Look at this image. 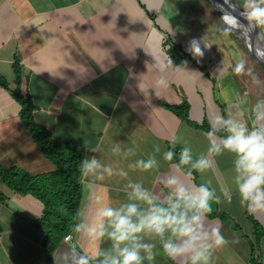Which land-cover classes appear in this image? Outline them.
Returning <instances> with one entry per match:
<instances>
[{
	"label": "crops",
	"instance_id": "obj_1",
	"mask_svg": "<svg viewBox=\"0 0 264 264\" xmlns=\"http://www.w3.org/2000/svg\"><path fill=\"white\" fill-rule=\"evenodd\" d=\"M194 13L183 0H0V75L8 84V89L0 86V165L31 174L54 169L20 119L21 105L10 92L17 86L31 98L34 120L54 140L73 143L85 149L86 157L128 172L104 181L81 176L77 222L95 207L122 202L129 180L157 194L166 192L162 181L178 159H163L171 138H179L177 154L183 144L194 155L207 154L208 129L203 125L210 128L215 114L226 115L237 97L247 100L245 119L251 126V109L264 99L261 93L251 97L230 84L231 97L225 95L226 83L216 85L219 98H214L213 79L224 72L210 65L212 49L202 48L200 58L186 51L198 27ZM169 56L174 65L167 64ZM184 104L189 121L167 107ZM88 144L97 152L88 151ZM114 145L121 153L111 151ZM128 148L134 154L125 156ZM149 155H155L157 168L129 167ZM209 159L211 169L187 179L210 181L221 196L211 202L206 223L220 225L229 243L214 249L213 264H264V210L249 211L236 194L232 154ZM0 190L7 195L0 200V264H47L44 230L37 224L41 202L29 194H13L1 179ZM225 191L231 192L230 201ZM109 245L105 240L100 247ZM96 247L73 230L71 239H62L53 251V264H67L65 257L74 250L95 258ZM156 251L152 264H182L159 245Z\"/></svg>",
	"mask_w": 264,
	"mask_h": 264
},
{
	"label": "clouds",
	"instance_id": "obj_2",
	"mask_svg": "<svg viewBox=\"0 0 264 264\" xmlns=\"http://www.w3.org/2000/svg\"><path fill=\"white\" fill-rule=\"evenodd\" d=\"M240 7V15L249 26H264V0H244ZM201 39L204 48L211 46ZM186 51L194 58L203 57L201 40L193 38ZM167 64L174 65L170 56ZM232 71L244 74L251 69L246 70L245 62L240 60ZM246 105L245 97H237L226 115L213 116L211 127L205 133L207 154L194 155L187 144L177 154L179 138H171V147L163 152V159L171 162L177 155L178 159L173 164V172L162 181L166 192L157 194L142 182L129 180L125 185V199L118 205L103 204L95 207L90 215L83 213L84 219L75 223L73 230L97 243L95 258L74 250L70 258L65 257L67 264H152L157 245L170 259L180 258L182 264H213L214 249L229 243L220 225L206 223L211 202L219 201L221 196L210 181L196 183L187 178L194 172L211 169L210 155L228 152L233 156L232 181L236 194L249 211L264 210V124L260 123L264 121V99L258 100L251 109L255 112L251 126L245 119L249 111ZM85 146L93 153L98 150L90 144ZM111 151L121 153L122 149L114 145ZM155 151L160 152V148L157 146ZM132 154V148L124 151L125 156ZM129 167L147 171L157 168L158 161L155 155H149ZM79 171L82 178L91 177L94 181L128 176L125 169L105 164L96 156L83 158ZM223 195L229 201L232 198L230 191ZM105 240L110 245L100 247Z\"/></svg>",
	"mask_w": 264,
	"mask_h": 264
},
{
	"label": "trees",
	"instance_id": "obj_3",
	"mask_svg": "<svg viewBox=\"0 0 264 264\" xmlns=\"http://www.w3.org/2000/svg\"><path fill=\"white\" fill-rule=\"evenodd\" d=\"M17 72V65H14ZM19 82V80H18ZM0 86L8 84L0 75ZM21 105L20 119L54 169L50 172L31 174L16 167L0 165V179L4 186L16 195H31L38 199L43 208L37 224L44 230L42 245L47 252V264H53L52 253L63 237L73 231L82 196L80 161L86 157L85 149L70 142L54 140L50 133L33 118L34 104L28 95H23L17 86L10 91ZM181 118L188 120L187 105H167ZM209 130V127L203 125ZM7 195L0 190V200Z\"/></svg>",
	"mask_w": 264,
	"mask_h": 264
},
{
	"label": "rangeland",
	"instance_id": "obj_4",
	"mask_svg": "<svg viewBox=\"0 0 264 264\" xmlns=\"http://www.w3.org/2000/svg\"><path fill=\"white\" fill-rule=\"evenodd\" d=\"M233 1L240 6L244 2V0ZM183 2L184 5L193 9L198 19V27L192 37L201 40L202 48H204L202 37L207 44L211 45L204 48L212 49L214 58L210 65L213 63L214 67L219 66L224 72L222 77L218 80L215 77L214 82L212 81L214 83H212V86H214L213 97L219 98V96L217 97V84L225 87V84L228 83L227 94L225 95L233 97L231 88L234 87L237 90L246 89L249 94L251 93V97L255 93H261L260 96L264 98V66L234 36L213 5L208 0H183ZM256 28L264 38V26H256ZM240 60L245 62L246 70L251 69V72L246 71L244 74H236L232 71L235 64ZM255 81H258V83ZM230 84H233L232 87H230ZM234 96L236 95L234 94ZM134 176L138 177L137 174H134Z\"/></svg>",
	"mask_w": 264,
	"mask_h": 264
},
{
	"label": "water",
	"instance_id": "obj_5",
	"mask_svg": "<svg viewBox=\"0 0 264 264\" xmlns=\"http://www.w3.org/2000/svg\"><path fill=\"white\" fill-rule=\"evenodd\" d=\"M219 13L223 22L232 31L234 36L240 40L242 45L253 55L263 66L264 61V38L256 28V26H249V22L240 15L241 7L233 0L231 3H226L224 0H208ZM242 21L248 28V34L242 32L238 25V21Z\"/></svg>",
	"mask_w": 264,
	"mask_h": 264
},
{
	"label": "bare ground",
	"instance_id": "obj_6",
	"mask_svg": "<svg viewBox=\"0 0 264 264\" xmlns=\"http://www.w3.org/2000/svg\"><path fill=\"white\" fill-rule=\"evenodd\" d=\"M226 3H231V0H224ZM237 25H238V27H239V29L242 31V32H244L245 34H248V28H247V26L245 25V23L244 22H242V21H238L237 22ZM263 38V37H262ZM261 60H263L264 61V58L262 57V58H260Z\"/></svg>",
	"mask_w": 264,
	"mask_h": 264
},
{
	"label": "built area",
	"instance_id": "obj_7",
	"mask_svg": "<svg viewBox=\"0 0 264 264\" xmlns=\"http://www.w3.org/2000/svg\"><path fill=\"white\" fill-rule=\"evenodd\" d=\"M69 239H71V233H68L63 237V240L65 241H68Z\"/></svg>",
	"mask_w": 264,
	"mask_h": 264
}]
</instances>
